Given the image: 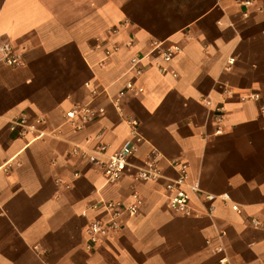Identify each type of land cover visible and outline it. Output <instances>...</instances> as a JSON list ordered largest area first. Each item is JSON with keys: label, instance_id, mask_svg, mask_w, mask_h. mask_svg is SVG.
I'll use <instances>...</instances> for the list:
<instances>
[{"label": "crops", "instance_id": "1", "mask_svg": "<svg viewBox=\"0 0 264 264\" xmlns=\"http://www.w3.org/2000/svg\"><path fill=\"white\" fill-rule=\"evenodd\" d=\"M154 42L180 52L166 65ZM2 43L23 65L0 57V164L12 167L0 172V264H217L223 255L264 264V0H0ZM138 55L141 93H125L119 114L113 103ZM74 104L104 114L76 132L64 119ZM20 116L42 119L43 138L10 131ZM129 119L141 141L119 181L72 154L97 143L114 153ZM152 150L161 178L134 182ZM176 160L199 186L192 216L166 207ZM133 193L139 213L121 214L118 229L88 250L90 223L109 220L100 204L128 206ZM223 194L228 202L205 200ZM217 246L224 254H213Z\"/></svg>", "mask_w": 264, "mask_h": 264}, {"label": "built area", "instance_id": "2", "mask_svg": "<svg viewBox=\"0 0 264 264\" xmlns=\"http://www.w3.org/2000/svg\"><path fill=\"white\" fill-rule=\"evenodd\" d=\"M245 6H249L250 2H245ZM112 33H115L116 30H111ZM180 52V48L176 45H172L162 49L161 44L157 42L152 43V54L160 56L164 64H169L172 59ZM106 55H109V52H106ZM0 57L1 61L8 67L17 68L23 65L21 56L11 47L9 43L0 44ZM142 59V56L138 55L136 57V66L134 67L135 77L133 81H129L125 84L124 91L120 92L117 98L114 101V107L119 114H122L121 108L119 106L120 100L125 93H131L133 95H138L141 93L139 87L136 86L135 80L142 75V67L139 63ZM234 59H230L227 62V67L231 68L233 66ZM159 72L165 75L168 70L167 67L162 65H156ZM174 76V75H173ZM85 87L88 89L89 84H85ZM92 95H96L95 90H91ZM104 114L103 108L93 109L88 105H79L74 104L65 114L64 119L70 128L73 131L80 132L83 128L94 121L98 117ZM43 124L42 119H33L28 120L25 116H20L10 122V131L17 132L20 137H31V140H40L43 138V134L40 133V127ZM129 138L124 142V144L117 151L110 155H106L107 145L97 143L94 148L90 151L88 147L79 148L76 147L72 150V154L81 157L88 158V162L91 165H95L102 169L103 175L107 182L115 183L121 178L126 176L131 168L132 159L137 153V145L141 141L138 135V121L135 119L127 120ZM217 133H220L217 131ZM86 145H91L92 140L86 139ZM158 154L152 150L147 156L146 161L143 163L142 167L136 168L135 174L131 175L134 182L138 183H147L155 182L161 178V170L157 166ZM171 167L176 171L177 177L174 180H167L164 183V190L166 192V207L169 211L178 213L184 216H192L193 212L190 207V196L193 193H199L198 183L195 182L192 185L187 184L188 179V165L185 162L176 160L170 162ZM11 162L0 164V172L5 174L9 173L11 170ZM78 174H74V177H77ZM132 202L128 206H124L121 202H102L100 204L101 208H104L109 213V220L107 222L95 221L90 223L87 229L88 244L87 249L91 250L94 245L99 241L100 236H106L110 232H114L118 229L117 219L124 212L135 216L139 213L140 206L142 201L140 197L133 193L131 195ZM220 199L224 202H228L229 196L223 194L219 198L213 195H206L205 200L209 203L214 202L215 200ZM99 206H93L92 209L96 210ZM231 209L235 212H238V207L232 205ZM211 209L208 210V214L211 215ZM254 227L259 226V222L256 220L251 221ZM225 233H221V237ZM210 241H207L209 244ZM213 254L222 255L224 254V249L222 246H217L213 249ZM217 264H228L227 258L223 255L218 259Z\"/></svg>", "mask_w": 264, "mask_h": 264}]
</instances>
